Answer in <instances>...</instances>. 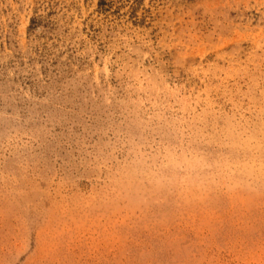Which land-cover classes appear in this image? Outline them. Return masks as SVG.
<instances>
[{
  "label": "rangeland",
  "instance_id": "obj_1",
  "mask_svg": "<svg viewBox=\"0 0 264 264\" xmlns=\"http://www.w3.org/2000/svg\"><path fill=\"white\" fill-rule=\"evenodd\" d=\"M0 0V264H264V0Z\"/></svg>",
  "mask_w": 264,
  "mask_h": 264
},
{
  "label": "trees",
  "instance_id": "obj_2",
  "mask_svg": "<svg viewBox=\"0 0 264 264\" xmlns=\"http://www.w3.org/2000/svg\"><path fill=\"white\" fill-rule=\"evenodd\" d=\"M103 2H104V0H100L99 5H100V6H103V4H104Z\"/></svg>",
  "mask_w": 264,
  "mask_h": 264
}]
</instances>
